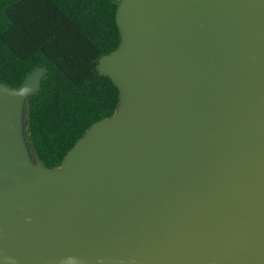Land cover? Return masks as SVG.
<instances>
[{"label":"water","instance_id":"95a60500","mask_svg":"<svg viewBox=\"0 0 264 264\" xmlns=\"http://www.w3.org/2000/svg\"><path fill=\"white\" fill-rule=\"evenodd\" d=\"M120 92L47 169L0 84V264H264V0H115Z\"/></svg>","mask_w":264,"mask_h":264},{"label":"trees","instance_id":"16d2710c","mask_svg":"<svg viewBox=\"0 0 264 264\" xmlns=\"http://www.w3.org/2000/svg\"><path fill=\"white\" fill-rule=\"evenodd\" d=\"M115 0H0V84L20 88L37 68L26 99L31 152L47 169L96 122L112 117L120 92L97 63L121 43Z\"/></svg>","mask_w":264,"mask_h":264}]
</instances>
